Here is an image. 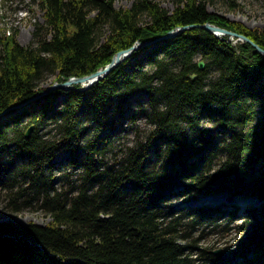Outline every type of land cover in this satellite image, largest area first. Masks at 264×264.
I'll return each mask as SVG.
<instances>
[{
    "label": "trees",
    "instance_id": "16d2710c",
    "mask_svg": "<svg viewBox=\"0 0 264 264\" xmlns=\"http://www.w3.org/2000/svg\"><path fill=\"white\" fill-rule=\"evenodd\" d=\"M33 1L43 22L30 44L0 32V186L9 209L34 201L49 220H0V264H264V203L235 225L239 237L224 248L236 262L199 245L208 226L222 225L209 209L167 203L221 193L264 199V55L250 42L190 27L133 50L84 90L76 84L28 100L47 71L59 82L90 74L118 50L179 26L209 22L263 49L264 30L209 12L205 0H174L171 11L154 0L128 8L114 0ZM144 51L148 68L141 58L129 62ZM137 96L146 105L129 117L142 114L152 127L107 163L106 140L84 134L81 119L114 123L108 109L117 113ZM58 151L70 154L71 167L82 152V172L66 191L52 181Z\"/></svg>",
    "mask_w": 264,
    "mask_h": 264
},
{
    "label": "rangeland",
    "instance_id": "374dc122",
    "mask_svg": "<svg viewBox=\"0 0 264 264\" xmlns=\"http://www.w3.org/2000/svg\"><path fill=\"white\" fill-rule=\"evenodd\" d=\"M133 1L134 0H114L113 3L116 8H128ZM154 1L168 11H171L175 7L174 0ZM205 2L206 9L209 12L223 16L231 21L240 22L247 28L264 30V0H205ZM230 2H234L235 6L231 7ZM42 14L43 11L39 8L36 1L0 0V32L6 35L15 34L14 37L16 41L20 45L26 46L33 40L35 25L43 22ZM145 54V51L140 52L138 56L131 58L129 62H134L141 58V64L144 69L148 68V63L144 59ZM195 60L198 61L202 59L200 56H196ZM212 74L213 72L211 75ZM54 82H59L55 80V73L50 71L45 72L42 79L39 81V86L42 87V90L38 93L42 92L47 85ZM76 84L80 85L79 88L84 85L83 83H74L72 87L74 88ZM137 103H141L142 107H145L146 98L143 96L130 98L129 101L121 106L120 111L117 113H113L111 109H108L107 120H115V122L111 124L100 118L92 119L88 115L81 119L82 132L84 134L90 136L97 132L99 138L104 137V140H106V149L102 158L105 162L110 163L116 152H123L127 147L134 145L137 140H144L145 134L152 127L151 123H149L147 118L142 114H136L137 118L134 121L130 119L129 114H133L132 111L135 109ZM19 110L20 109H17L13 113L19 114ZM26 119L27 116L22 114L20 120L25 122ZM201 123L210 126V123L206 120H202ZM49 129H51L50 126L39 127V131L42 133H46L47 131L52 133L53 130L50 131ZM81 154V151L76 154L75 157H77V160H73L76 165L73 167L70 165V154L64 151H58L55 154L52 160V181L56 188H60L63 191L71 189V184L75 183L79 174L82 172V167L79 165ZM3 193L4 191L0 186V220L11 219L21 223L32 221L40 224H44L49 220V216L46 215L39 204L34 201H32L30 205L22 207L17 212L12 211L6 204L7 199L4 198ZM167 203L172 206L175 211L187 210V208L192 210L209 209V212H211L210 220L215 221L217 224L224 225L223 223L229 220L226 230L221 229L222 225L217 227L208 226L199 241L200 246H212V248H210L212 251L220 248L222 252L227 253L229 249L227 248L225 250L224 248L229 247V245L239 237L235 225L240 224L246 218L250 210L254 209L257 212L258 207L264 203V199L259 200L255 197L241 196L228 199L225 194L221 193L205 195L193 200H188L185 197L173 196L167 200ZM195 234L198 235L199 232ZM193 253L191 255L192 259L197 255ZM238 259L239 258L233 257V262L238 261ZM195 262L197 263L199 261Z\"/></svg>",
    "mask_w": 264,
    "mask_h": 264
},
{
    "label": "water",
    "instance_id": "95a60500",
    "mask_svg": "<svg viewBox=\"0 0 264 264\" xmlns=\"http://www.w3.org/2000/svg\"><path fill=\"white\" fill-rule=\"evenodd\" d=\"M190 27H201V28L213 33L214 35H216L218 37H221V35L226 34V35H229L230 37H236L239 40L248 41L261 54L264 55V49L261 48L260 46H258L256 43L251 41L248 37H246L243 34L227 30L225 28H222L218 25H215V24H212L209 22H205L203 24L183 25V26H179V27L175 28L174 30L169 31V32L155 38L154 40L136 42L135 44H133L132 46H130L127 49L119 50L112 56L110 62L108 64H106L103 68H100V69H98V70H96L90 74L84 75V76H80V77L72 76L64 82H54L52 84H49L44 88V90L42 92H40V93L36 94L35 96L29 98L28 100L42 96V95H44V94L48 93L49 91L56 89V88H61V89L73 88L72 84H74V83H83L84 85L81 86L80 88H77V89L78 90H84V89L88 88L89 86H91L95 81L99 80L104 75H106L112 68H114L116 65H118L124 59V57L129 55L133 50H136V49L143 47L145 45L154 43L160 39L172 37L175 34H177L178 32H181V31H183L187 28H190ZM197 65H198L199 69H202L204 66V62L202 60H198ZM194 76H195L194 73L189 75L190 78H193ZM9 109H11V107H8L5 111H7ZM5 111H3L2 113H4ZM31 129H32V125L26 129L25 137L29 136ZM212 253L216 254L217 256H219L221 258H233V254L228 253V252L224 253V252H222V250L220 248L213 250Z\"/></svg>",
    "mask_w": 264,
    "mask_h": 264
},
{
    "label": "bare ground",
    "instance_id": "6f19581e",
    "mask_svg": "<svg viewBox=\"0 0 264 264\" xmlns=\"http://www.w3.org/2000/svg\"><path fill=\"white\" fill-rule=\"evenodd\" d=\"M17 108V107H16Z\"/></svg>",
    "mask_w": 264,
    "mask_h": 264
}]
</instances>
